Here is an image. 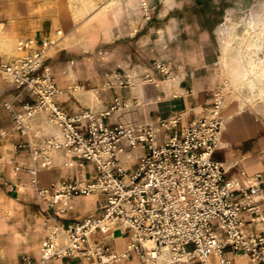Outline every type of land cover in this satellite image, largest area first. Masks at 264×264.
I'll return each instance as SVG.
<instances>
[{"label":"built area","instance_id":"built-area-1","mask_svg":"<svg viewBox=\"0 0 264 264\" xmlns=\"http://www.w3.org/2000/svg\"><path fill=\"white\" fill-rule=\"evenodd\" d=\"M148 8L146 1L139 3L146 19L151 13ZM57 36V40H20L13 60L0 62V74L34 97L21 109L4 104L14 122L11 133L27 136L30 121L41 113L47 114V122L59 131L41 143L16 146L25 149L35 165L28 170L30 186L44 211L59 207L58 212L65 214L72 208L71 199L82 196L99 195L101 203L96 215L80 222L65 223L49 214L40 261L23 257L21 264L76 258L85 264H114L128 259L131 252L145 257L144 264H209L211 257L217 264H236L237 260L264 264V231L247 235L242 220L247 214L252 223L264 222L260 212L263 179L259 174L247 177L244 172L240 173L242 179L226 178L223 164L213 159L214 152L223 147V88L211 93L203 116L182 129H178L180 114L147 123L106 125L101 120L118 111L133 112L139 105L136 99L128 102L116 97L99 115L90 109L69 115L56 103L59 90L48 64L62 33L58 31ZM154 68L160 81H175L169 62L157 60ZM110 77L113 80L106 86L126 91L158 83L145 71L119 66ZM160 132L164 133L161 143L157 141ZM53 149L74 159L72 167L83 175L81 179L55 181L46 188L38 185V169L53 166ZM127 149L145 150L131 171L120 164ZM88 164L96 173L92 179L85 175ZM14 189L9 186V191ZM114 227L130 238L120 254L105 241ZM96 233L104 238L92 241ZM219 233L224 234L223 240Z\"/></svg>","mask_w":264,"mask_h":264},{"label":"crops","instance_id":"crops-1","mask_svg":"<svg viewBox=\"0 0 264 264\" xmlns=\"http://www.w3.org/2000/svg\"><path fill=\"white\" fill-rule=\"evenodd\" d=\"M141 1L0 0V62L13 60L20 40H57L60 31L62 38L51 52L48 64L59 90L56 103L65 113L74 115L90 109L99 115L116 97L128 102L136 99L139 105L133 112L118 111L101 120L106 125L147 123L180 114L178 129H182L203 116V108L219 84L215 71V29L219 13L214 2L223 0H143L151 10L148 19L139 9ZM99 52H102L100 56ZM157 60L171 64L175 81H160L154 68ZM118 66L124 70L145 71L158 83L139 85L129 91L106 86L107 81L113 80L110 75ZM33 99L0 74V133H3L0 135V264H21L23 257L40 261L49 214L59 216L65 223L80 222L96 215L101 203L99 195L75 197L70 201L72 208L65 214L58 212L59 207L47 212L39 206L30 186L32 176L28 173L35 165L27 151L17 150L16 146L41 143L59 131L47 122V114L41 113L30 121L27 136L12 134L14 122L4 106L9 103L21 109ZM223 117L226 121L221 135L223 147L214 152L213 159L223 164L226 178L242 179L241 172L247 177L259 174L263 179L261 197L264 199V126L247 112L231 117L223 113ZM163 138L164 133L160 132L157 141L161 143ZM144 152L127 149L120 158L121 166L131 171ZM51 157V168L38 169L36 178L40 187L82 178L77 168L72 167L75 161L67 153L53 149ZM44 174L50 179H40ZM85 175L90 179L96 176L91 164L86 166ZM9 186L15 189L9 191ZM260 210L264 216V204ZM242 220L247 235L264 231V222L252 223L247 214L242 215ZM96 235L100 238L92 241L104 238L99 233L92 237ZM219 237L223 240L224 234L219 233ZM105 241L120 254L130 238L114 227ZM144 262L145 257L131 252L128 259L114 264ZM208 262L217 264L215 257ZM50 264L85 263L76 258L53 260ZM236 264L252 263L237 260Z\"/></svg>","mask_w":264,"mask_h":264},{"label":"rangeland","instance_id":"rangeland-1","mask_svg":"<svg viewBox=\"0 0 264 264\" xmlns=\"http://www.w3.org/2000/svg\"><path fill=\"white\" fill-rule=\"evenodd\" d=\"M214 5L219 13L215 71L217 88H223V113H251L264 126V0H223Z\"/></svg>","mask_w":264,"mask_h":264},{"label":"bare ground","instance_id":"bare-ground-1","mask_svg":"<svg viewBox=\"0 0 264 264\" xmlns=\"http://www.w3.org/2000/svg\"><path fill=\"white\" fill-rule=\"evenodd\" d=\"M65 165H67V164H65Z\"/></svg>","mask_w":264,"mask_h":264}]
</instances>
